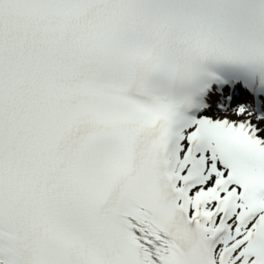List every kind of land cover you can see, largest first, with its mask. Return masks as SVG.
<instances>
[{"label":"snow or ice","instance_id":"6c2138e0","mask_svg":"<svg viewBox=\"0 0 264 264\" xmlns=\"http://www.w3.org/2000/svg\"><path fill=\"white\" fill-rule=\"evenodd\" d=\"M0 264H264V0H0Z\"/></svg>","mask_w":264,"mask_h":264}]
</instances>
